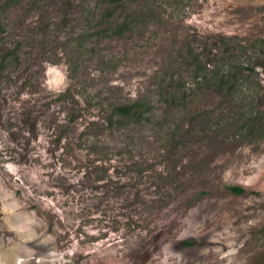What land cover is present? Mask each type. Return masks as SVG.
<instances>
[{
	"label": "rangeland",
	"instance_id": "1",
	"mask_svg": "<svg viewBox=\"0 0 264 264\" xmlns=\"http://www.w3.org/2000/svg\"><path fill=\"white\" fill-rule=\"evenodd\" d=\"M0 67V264H264V0H0Z\"/></svg>",
	"mask_w": 264,
	"mask_h": 264
},
{
	"label": "trees",
	"instance_id": "2",
	"mask_svg": "<svg viewBox=\"0 0 264 264\" xmlns=\"http://www.w3.org/2000/svg\"><path fill=\"white\" fill-rule=\"evenodd\" d=\"M113 2L115 1H119V0H112ZM8 57V55H7ZM7 57L5 58V60L7 59ZM4 60V61H5ZM2 67H0L1 69ZM136 105H133V106H123V107H117V109L115 110V112L118 114V115H121V116H124V117H127V116H130L131 115V112L132 110L135 108ZM229 189L232 193L234 194H237V195H240L243 193V189L241 188H238V187H234V186H229ZM197 244V242H194V241H185L183 243V245H185L186 247H190V246H195Z\"/></svg>",
	"mask_w": 264,
	"mask_h": 264
}]
</instances>
